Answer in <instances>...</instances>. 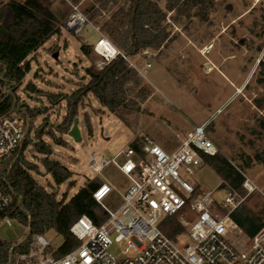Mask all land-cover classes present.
<instances>
[{"label":"rangeland","instance_id":"374dc122","mask_svg":"<svg viewBox=\"0 0 264 264\" xmlns=\"http://www.w3.org/2000/svg\"><path fill=\"white\" fill-rule=\"evenodd\" d=\"M42 1L52 7L62 22L61 33L30 57L31 71L17 91L22 105L41 111L27 114V128L32 125L33 130L40 128L45 121L54 127L64 119L66 103L54 106L49 95L71 93L87 82L84 79L86 68L99 70L103 67L102 58L94 50L90 60L81 51L82 44L95 45L100 39L93 28L99 26L86 22L77 33L64 26L77 12L83 15L88 0H79L78 3L70 0ZM261 6L264 7V0H215V11L208 20L212 22V27H209V22L197 20L193 22L189 35L186 32L183 34L185 41L182 46L176 43L171 51H165L164 57L150 54L148 59L139 58L133 62L140 70H144L147 63L152 68L140 75L149 98L142 101L138 94L133 96L135 101L141 103L143 113L128 117L127 123L109 113L93 96L85 98L79 105L77 117L81 141L75 142L68 134L61 135L56 130V135L62 136L67 143L66 147L55 145L49 138L45 139L54 149L51 159L59 161L72 173L70 181L74 185L68 189L67 182L58 187L41 167V156L36 155L30 147L26 156L39 167L40 174H33L39 185L49 193H56L60 201L66 193L67 200L70 199L88 181H105L114 188L106 203L111 209L117 210L128 186L127 178L113 166L101 174L93 173L89 169L93 151L113 157L128 149L132 141L140 137L153 140L171 153L192 131L193 125H201L214 116L210 137L219 148V155L239 169L249 165L243 170V188L246 193L239 194L246 196L244 185L247 182L255 191L242 205L255 214L264 211V165L255 158L256 155L264 157V133L254 132L260 130V121H264V105L259 107L256 103L264 100V88L244 90L260 61L264 62V33L259 38L256 35L258 30L253 36L246 28L252 20L249 11L255 7L254 14L259 15L262 13ZM111 14L110 10L103 12V17L108 18ZM252 38L255 40L254 47L239 46L241 39L250 42ZM234 42L238 45L234 46ZM209 45L212 47L207 51L205 47ZM259 45H263V48L256 51ZM179 47H183V50ZM56 53L57 58L54 57ZM30 84L35 86V90L27 89ZM98 110L102 112L98 113ZM86 115L93 127L92 136L86 128ZM31 137L38 141L34 132ZM162 142L173 146L172 150L165 148ZM193 170L194 175L184 170H180L178 175L183 181L197 187V193L218 187L214 199L216 205H222L232 187L226 183L222 185V177L207 165ZM184 216L187 221H193L191 215ZM29 233L28 227L14 221L10 227H0V240L16 245L24 242ZM44 237L56 249L64 243L63 237L53 230ZM240 238L241 235L231 236L232 243L238 245ZM178 243L184 246L191 241L184 235L178 239Z\"/></svg>","mask_w":264,"mask_h":264},{"label":"trees","instance_id":"16d2710c","mask_svg":"<svg viewBox=\"0 0 264 264\" xmlns=\"http://www.w3.org/2000/svg\"><path fill=\"white\" fill-rule=\"evenodd\" d=\"M78 3L79 0H70ZM163 4V5H162ZM262 13L254 14L255 7L249 11L252 18L247 26L253 36L259 38L264 33V7ZM113 9V10H112ZM112 11L106 18L103 12ZM215 11V0H88L83 10L87 23H95L100 32L122 55L117 56L101 69L86 68L88 81L69 94L59 93L49 95L54 106L66 103V114L61 123L54 127L46 121L37 130L32 125L26 129L25 137L15 153L5 158L0 167V183L9 196V206L5 215L15 222L30 229L29 236L18 249H25L35 235H45L49 231L60 234L64 243L59 248V256L65 255L79 246V241L70 232L72 225L83 215L88 216L96 225H101L107 218L106 213L96 203L93 193L101 184L98 180L88 181L74 196L67 200L64 194L62 200L56 193H49L34 178L40 174L39 167L31 163L26 154L30 147L36 155L41 156L40 165L49 174L55 184L60 187L68 182L70 189L72 173L59 161L51 159L54 149L45 141L51 139L55 145L66 147L62 136L68 134L74 119L78 117L79 105L89 95L109 113L127 123V118L143 113L141 103L134 100L138 94L142 101L149 98L144 82L139 72L131 66L137 59H148L150 54L164 57L165 50L172 49L178 43L183 45L185 37L193 22L208 23L211 13ZM240 17V16H238ZM240 21V20H239ZM61 19L51 6L42 0H1L0 1V119L13 113L21 114L25 119L27 114L41 112L30 109L19 101L18 89L23 85L31 71L30 57L36 54L51 38L61 33ZM242 22V21H241ZM86 23V24H87ZM232 27V26H231ZM180 29L175 31V29ZM261 30V31H260ZM187 38V37H186ZM239 46L252 48L255 40L250 42L240 40ZM237 43H233L236 46ZM238 45V44H237ZM263 45L256 47L261 51ZM94 45L82 44L83 55L90 60ZM249 73V72H248ZM243 84V83H241ZM257 87L264 88V62L260 61L253 78L244 90L252 91ZM27 89L35 90V86L27 85ZM264 105V100L256 102ZM34 110V111H33ZM36 112V113H35ZM98 113L102 110H98ZM85 124L90 136L93 127L89 117L85 116ZM214 120L207 127V132H213ZM258 134L264 133V121L259 124ZM35 133L38 141L33 140ZM145 138L136 137L130 148L142 155ZM203 165L211 167L223 179V184L230 185L240 194H245L243 170L232 165L222 155L214 157L203 155ZM264 165V157L255 156ZM221 185V186H222ZM220 186V187H221ZM231 219L243 231L247 239H252L264 226V211L253 213L241 205ZM173 240L184 232L178 223L177 216L169 217L162 227ZM13 244L0 240V263L8 260V252Z\"/></svg>","mask_w":264,"mask_h":264},{"label":"built area","instance_id":"2783aa9c","mask_svg":"<svg viewBox=\"0 0 264 264\" xmlns=\"http://www.w3.org/2000/svg\"><path fill=\"white\" fill-rule=\"evenodd\" d=\"M76 15L80 16V23L70 27V19ZM76 15L66 21L67 28L75 33L88 22L79 12ZM93 28L100 35L94 51L102 58V67L122 53L117 48L113 54L109 53L111 42L98 27ZM131 66L144 75L152 65L147 63L144 70L132 63ZM209 124L210 121L193 125L192 131L171 153L148 138L144 140L142 155L130 147L113 157L93 151L89 159L93 173L101 174L113 166L130 182L120 207L113 210L108 206L106 201L114 188L102 181L93 198L107 218L98 226L88 216H81L70 229L79 241L76 249L59 256V249L44 235H35L25 249L18 247L26 240L13 245L5 264H264V226L252 239H247L231 219L255 191L254 187L245 183L246 196L231 188L223 204L218 206L214 199L218 187L197 193V187L178 175L180 170L194 175L193 168L203 165V155L219 154V148L207 132ZM26 129V119L19 113L0 119V167L20 147ZM9 202L0 183V227H10L14 222L5 215ZM186 214L192 216V222L185 219ZM172 216H177L184 228L176 240L162 228ZM184 235L191 243L180 246L178 239ZM237 235H241L238 245L231 239Z\"/></svg>","mask_w":264,"mask_h":264},{"label":"water","instance_id":"95a60500","mask_svg":"<svg viewBox=\"0 0 264 264\" xmlns=\"http://www.w3.org/2000/svg\"><path fill=\"white\" fill-rule=\"evenodd\" d=\"M65 28H67V25L66 23L64 24ZM69 30V29H68ZM55 58L58 57V53H56L54 55ZM86 77H84L85 79ZM78 123H79V119L78 118H75L74 119V122H73V125L71 127V130L69 131L68 135L75 141V142H80L81 141V134H80V130H79V127H78Z\"/></svg>","mask_w":264,"mask_h":264},{"label":"crops","instance_id":"0c3cea01","mask_svg":"<svg viewBox=\"0 0 264 264\" xmlns=\"http://www.w3.org/2000/svg\"><path fill=\"white\" fill-rule=\"evenodd\" d=\"M211 47H212V45H209V46H207V47H205V48H206L207 51H208V50L210 51ZM179 48H181L180 50H183V47H179ZM208 48H209V49H208ZM168 50L171 51V49H168ZM165 51H166V50H165ZM151 68H152V66H151ZM151 68H150V69H151ZM148 70H149V69H148ZM148 70H147V71H148ZM147 71H146V72H147ZM87 79H88V77L86 76V81H88ZM139 114H140V113H139ZM214 119H215V117L212 116V117H211L210 119H208L207 121L212 122ZM207 121H205V122H207ZM205 122H204V123H205ZM162 144H163V145L165 146V148H167L168 150H172V147H173V146H171L170 144H167V143H164V142H162ZM158 145H160V144H158ZM179 145H180V144H179ZM179 145L177 146V148L179 147ZM177 148H176V149H177ZM176 149H175V150H176ZM175 150H173V151H171V152H174ZM127 181H128V186H127V188H128L129 185H130V182H129L128 179H127ZM127 188H126V189H127Z\"/></svg>","mask_w":264,"mask_h":264},{"label":"bare ground","instance_id":"6f19581e","mask_svg":"<svg viewBox=\"0 0 264 264\" xmlns=\"http://www.w3.org/2000/svg\"><path fill=\"white\" fill-rule=\"evenodd\" d=\"M80 23V16L79 15H76V16H74V17H72L71 19H70V22H69V26L70 27H73V26H75V25H77V24H79ZM102 51L103 52H107V50L106 49H102Z\"/></svg>","mask_w":264,"mask_h":264},{"label":"clouds","instance_id":"9594fccd","mask_svg":"<svg viewBox=\"0 0 264 264\" xmlns=\"http://www.w3.org/2000/svg\"><path fill=\"white\" fill-rule=\"evenodd\" d=\"M107 40H108V39H107ZM115 48H116V47L111 43V45L108 46V52L111 53V54H113V51H114Z\"/></svg>","mask_w":264,"mask_h":264}]
</instances>
